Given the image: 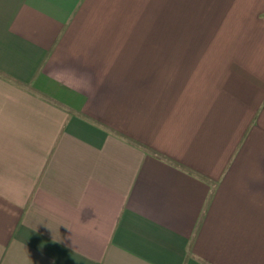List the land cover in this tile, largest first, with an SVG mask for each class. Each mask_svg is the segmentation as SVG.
I'll return each mask as SVG.
<instances>
[{"label":"crops","instance_id":"1","mask_svg":"<svg viewBox=\"0 0 264 264\" xmlns=\"http://www.w3.org/2000/svg\"><path fill=\"white\" fill-rule=\"evenodd\" d=\"M0 264H264V0H0Z\"/></svg>","mask_w":264,"mask_h":264}]
</instances>
